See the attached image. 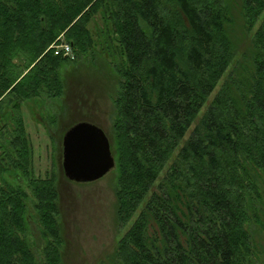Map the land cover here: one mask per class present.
<instances>
[{"label": "trees", "instance_id": "obj_1", "mask_svg": "<svg viewBox=\"0 0 264 264\" xmlns=\"http://www.w3.org/2000/svg\"><path fill=\"white\" fill-rule=\"evenodd\" d=\"M239 3L243 51L229 0H0V264H61L55 179L35 176L19 114L62 97L60 39L74 61L107 53L118 75L108 138L116 221L131 225L112 263L257 264L264 0Z\"/></svg>", "mask_w": 264, "mask_h": 264}, {"label": "rangeland", "instance_id": "obj_2", "mask_svg": "<svg viewBox=\"0 0 264 264\" xmlns=\"http://www.w3.org/2000/svg\"><path fill=\"white\" fill-rule=\"evenodd\" d=\"M239 1L229 0L235 17L234 35L239 41V49L243 51L248 45L249 35L241 30ZM61 41L65 42L60 39L56 43ZM74 60L75 56L71 60L73 62L68 61L59 70L64 83L62 97H43L24 102L20 115L32 142L35 174L44 176L56 170L62 238L61 264H113L116 244L131 225L130 221L121 227L116 221L114 169L93 183H70L61 173L58 155L62 135L74 123L90 122L99 126L107 136L111 135L114 112L111 99L118 90V75L110 65V56L99 49L80 60ZM49 134L55 138L56 148H52ZM30 215L31 224L35 226L32 209ZM252 225L257 264H264V201L259 222ZM34 232H37L36 229ZM35 244L36 252H40V241Z\"/></svg>", "mask_w": 264, "mask_h": 264}, {"label": "water", "instance_id": "obj_3", "mask_svg": "<svg viewBox=\"0 0 264 264\" xmlns=\"http://www.w3.org/2000/svg\"><path fill=\"white\" fill-rule=\"evenodd\" d=\"M62 158L65 177L76 183L97 181L115 168L106 134L85 121L74 124L64 134Z\"/></svg>", "mask_w": 264, "mask_h": 264}, {"label": "flooded vegetation", "instance_id": "obj_4", "mask_svg": "<svg viewBox=\"0 0 264 264\" xmlns=\"http://www.w3.org/2000/svg\"><path fill=\"white\" fill-rule=\"evenodd\" d=\"M23 104V103H22ZM21 107H22V105H21ZM21 107H20V109H21ZM19 114H20V111H19ZM22 117V116H21ZM22 119H23V117H22ZM23 122H24V120H23ZM82 122V121H81ZM78 123V122H77ZM74 124H76V123H74ZM74 124H72L69 128H71ZM24 125H25V123H24ZM95 125V124H94ZM47 126V128H49L48 126V124L46 125ZM97 126V125H96ZM99 127V126H98ZM68 128V129H69ZM100 128V127H99ZM25 129H26V127H25ZM67 129V130H68ZM67 130H65V132H64V134L66 133V131ZM27 132V131H26ZM55 132V131H54ZM28 133V132H27ZM105 133V132H104ZM64 134L62 135V138H61V146H60V148H59V155H58V160H59V165H60V169H61V173H62V175L65 177V175H64V172H63V167H62V139H63V136H64ZM28 136H29V133H28ZM107 136V135H106ZM107 138H108V136H107ZM29 139H30V136H29ZM49 140H50V142H51V145H52V148H56V141H55V138L51 135V134H49ZM108 140H109V138H108ZM60 141V140H59ZM30 142H31V139H30ZM110 142V141H109ZM31 146H32V142H31ZM32 151H33V148H32ZM55 160H56V157H55ZM56 162V161H55ZM33 170H34V163H33ZM56 171V170H55ZM55 171H51V172H49V173H45V175L44 176H38V175H36L35 174V170H34V174H35V176L36 177H38V178H45V177H48V176H51V175H53L54 176V179H55V187H56V190H57V194H58V189H57V179H56V174H55ZM107 175V174H106ZM65 179H66V181H69L70 183H75V184H89V183H76V182H73V181H70V180H68L66 177H65ZM102 179V178H101ZM100 180V179H99ZM98 181V180H97ZM94 182H96V181H94ZM90 183H93V182H90ZM58 201H59V194H58ZM58 201H57V203H58ZM30 209H32V211H33V213H34V215H35V211L33 210V208H32V204H31V202H28V207H27V212H28V218H29V223H30V229L32 230L31 232L33 233V237H32V239H33V241H34V246L36 247V242L37 241H40V236H39V232H38V230H37V223H36V215H35V226H32V216L30 215ZM58 211H59V207H58ZM59 216V215H58ZM33 223V224H34ZM59 224H60V222H59ZM34 229H36V231L37 232H34ZM60 232H61V227H60ZM35 234H37V237L35 236ZM62 239V238H61ZM40 248H42V246L40 247Z\"/></svg>", "mask_w": 264, "mask_h": 264}, {"label": "built area", "instance_id": "obj_5", "mask_svg": "<svg viewBox=\"0 0 264 264\" xmlns=\"http://www.w3.org/2000/svg\"><path fill=\"white\" fill-rule=\"evenodd\" d=\"M49 49L52 50L55 56L61 55L68 58L69 60L74 59L72 48L68 43L62 41L59 43L54 42L52 45H50Z\"/></svg>", "mask_w": 264, "mask_h": 264}]
</instances>
